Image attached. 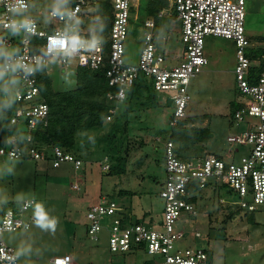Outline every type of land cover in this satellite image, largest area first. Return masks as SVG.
Returning a JSON list of instances; mask_svg holds the SVG:
<instances>
[{"label": "built area", "instance_id": "built-area-1", "mask_svg": "<svg viewBox=\"0 0 264 264\" xmlns=\"http://www.w3.org/2000/svg\"><path fill=\"white\" fill-rule=\"evenodd\" d=\"M59 12L51 8L47 15L53 22L44 29L34 17H23L32 0H24L27 6L19 15H13L6 5L16 0H0V27L8 30L7 36H0V43L6 50L15 49L14 60L32 64L34 71L25 73L5 67L3 78L8 80L12 94L9 126L13 128L5 138L0 137V156L9 160L29 157L43 159L44 150L34 143L36 132L49 123V106L41 95L38 74L49 73L50 64L56 62L60 70L70 67L102 71L107 83L114 90L106 93L114 105L108 110L104 121H110L126 100L128 90L145 82L156 92L167 95L173 108L168 119L174 129L188 115L191 101L189 84L208 63L204 52L205 37H222L233 41L235 46L234 74L236 87L243 97L234 111L235 119L247 120L248 129L227 137L228 142L247 146V152L238 161L225 162L215 154H208L197 160L182 159L176 152V144L170 137L163 142L165 180L159 196L163 201V220L159 228L144 222H135L123 208L106 195H100L89 204L85 213L88 220L87 235L93 241L99 239V232H108V247L111 252L146 250L148 254L159 255L160 264H212L207 249L203 247H176L175 242L188 232L179 230L175 224L183 216L184 221L198 214L199 201L204 192H217L225 188L234 200L218 198L222 207H234L243 212H252L257 205L264 204V44H252L245 34V0H171L179 21V36L182 48L179 61L173 66L165 63L166 54L159 51L154 41L153 19L147 18L141 48L134 63L125 60V42L128 35L131 11L135 0H109L110 19L105 37L96 36L103 19L99 12L102 0H60ZM170 1V0H169ZM163 15V10L159 16ZM27 18L35 31L23 29L13 35L7 25L14 20ZM136 19V16H133ZM61 24L56 26L55 24ZM77 35L84 42L75 52L46 51L48 41L56 35ZM89 43L94 46L89 47ZM255 48L261 51L256 57L249 53ZM37 61H41L36 66ZM6 64L4 59L3 64ZM25 126L24 135L19 133L20 123ZM157 140H160L157 138ZM26 143L28 145H26ZM53 167L70 163L75 170L82 168L83 161L60 146L50 147ZM102 171L109 170L104 157L100 162ZM77 189V183H72ZM36 204L33 199H24L18 208L3 207L0 203V264H20L19 254L6 243V231L28 230L34 222V215L23 218L22 213ZM106 219L110 224L107 226ZM200 237L199 232H190ZM50 264H73L72 255L53 256Z\"/></svg>", "mask_w": 264, "mask_h": 264}, {"label": "rangeland", "instance_id": "rangeland-1", "mask_svg": "<svg viewBox=\"0 0 264 264\" xmlns=\"http://www.w3.org/2000/svg\"><path fill=\"white\" fill-rule=\"evenodd\" d=\"M163 1L135 0L133 3L125 42L126 62L137 60L144 34L149 31L143 26L147 18L155 21L154 41L159 51L166 54L167 66H173L180 60L179 21L171 0H167L162 16H159L160 12L152 16L146 13L153 2ZM51 8L62 9L63 5L60 0H32L23 17L37 18L48 30L53 23L47 15ZM8 33L0 27V36ZM245 34L252 44H264V0H245ZM204 41L208 63L190 81L191 101L187 114L193 124L187 126L204 128L208 137L188 146L184 155L197 160L215 154L225 162L238 161L247 152V146L228 142L227 137L249 127L247 120L239 121L234 117V105L243 99L237 90L234 74L235 46L230 39L212 35L206 36ZM50 66L56 90L74 87V67L63 71L56 62ZM3 85L2 80L0 89ZM153 92L158 98L157 106L131 113L124 174L109 175L102 171L101 158L83 160L82 168L78 170L70 163L53 167L50 149L39 160L27 156L9 160L0 156V203L3 207L18 208L24 199H33L57 221L54 230L41 229L33 223L28 230L4 232L3 238L19 254L20 264H50V258L65 253L72 255L73 264L161 263L159 255L148 254L146 250L111 252L108 232L102 229L99 239L91 240L87 235L88 220L85 218L89 204L100 195H106L123 206L132 220L160 227L163 201L159 192L165 180L163 142L173 130L168 124L173 105L166 94ZM18 129L24 135L22 122ZM72 183H77L78 188H73ZM218 198L231 201L235 196L225 188L217 192L206 190L199 201L198 214L188 216V221H184L186 216H183L176 222L175 227L188 234L177 240L175 246L203 247L207 249L212 264H264V204L257 205L250 213L240 211L228 218L227 214L237 209L222 207ZM35 205L22 213L23 218L34 215ZM106 223L109 226L108 219ZM190 232H199L201 236L193 237Z\"/></svg>", "mask_w": 264, "mask_h": 264}, {"label": "trees", "instance_id": "trees-1", "mask_svg": "<svg viewBox=\"0 0 264 264\" xmlns=\"http://www.w3.org/2000/svg\"><path fill=\"white\" fill-rule=\"evenodd\" d=\"M167 4V0L161 3L153 2L147 7L146 13L152 16L160 12ZM109 7V0L100 2L99 12L102 14L103 22L96 36L101 38L105 37L107 31L110 19ZM260 51L259 48H255L249 55L256 57ZM3 61L4 57H0V65ZM260 68H264V63ZM50 74L44 71L38 74L41 95L49 106V123L46 128L35 133L36 146L47 152L51 146L57 145L82 161H94L107 157L109 162L107 174L126 173L127 134L130 130L129 121L133 117L131 113L157 106L158 98L153 92L155 90L145 82L134 85L128 90L126 100L120 105L114 117L110 121H104L109 108L114 105L113 101L107 99L106 93L114 88L108 85L102 71L78 67L75 70L74 87L61 91L54 88ZM2 80L4 85L0 89V137L5 138L13 130L9 126L12 94L8 80L5 81L3 77H0V82ZM237 107L238 105H234V109ZM190 123L193 124L192 118L187 115L169 133V137L176 144V152L182 159H188L184 155V150L188 146L202 139L205 141L208 137L204 128L196 129L187 126ZM239 212L238 209L230 211L227 217L231 218Z\"/></svg>", "mask_w": 264, "mask_h": 264}, {"label": "clouds", "instance_id": "clouds-1", "mask_svg": "<svg viewBox=\"0 0 264 264\" xmlns=\"http://www.w3.org/2000/svg\"><path fill=\"white\" fill-rule=\"evenodd\" d=\"M27 6L24 4V0H16V3L12 6L6 5L8 11H11L13 15H19L23 9ZM59 12V9H56ZM8 29L13 35L20 32L23 29L25 32L35 31V26L31 20L27 18L14 20L7 25ZM85 46L84 42L81 41L77 35H56L49 39L46 51L53 53L57 52H75L81 47ZM89 47L94 46L92 43H89ZM15 49L6 50L0 43V57H4L6 64L0 65V77H3L5 67L10 68L12 71L21 70L25 73H31L34 71L32 64H26L21 60H14L13 53ZM41 61H37L36 66H39ZM34 222L35 224L45 230H54L56 227V219L51 217L49 213L45 210L41 203H37L34 207Z\"/></svg>", "mask_w": 264, "mask_h": 264}, {"label": "crops", "instance_id": "crops-1", "mask_svg": "<svg viewBox=\"0 0 264 264\" xmlns=\"http://www.w3.org/2000/svg\"><path fill=\"white\" fill-rule=\"evenodd\" d=\"M51 259V258H50ZM73 263H74V261H73Z\"/></svg>", "mask_w": 264, "mask_h": 264}]
</instances>
